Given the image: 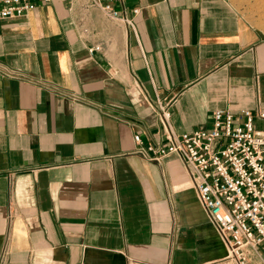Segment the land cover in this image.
Masks as SVG:
<instances>
[{"label": "crops", "instance_id": "obj_1", "mask_svg": "<svg viewBox=\"0 0 264 264\" xmlns=\"http://www.w3.org/2000/svg\"><path fill=\"white\" fill-rule=\"evenodd\" d=\"M115 4L131 22L90 0L0 19V264H237L183 159L134 136L167 140L162 105L177 132L264 108L263 32L230 0Z\"/></svg>", "mask_w": 264, "mask_h": 264}, {"label": "built area", "instance_id": "obj_2", "mask_svg": "<svg viewBox=\"0 0 264 264\" xmlns=\"http://www.w3.org/2000/svg\"><path fill=\"white\" fill-rule=\"evenodd\" d=\"M50 0H0V19L23 16L40 2ZM110 17H122L116 6L122 0H90ZM100 46L92 47L91 50ZM171 112L161 106L167 140L144 143L134 138V152L149 160L176 153L184 161L201 203L217 225L237 264H252L247 246L264 247V108L253 111L216 109L209 127L177 132Z\"/></svg>", "mask_w": 264, "mask_h": 264}, {"label": "rangeland", "instance_id": "obj_3", "mask_svg": "<svg viewBox=\"0 0 264 264\" xmlns=\"http://www.w3.org/2000/svg\"><path fill=\"white\" fill-rule=\"evenodd\" d=\"M264 35V0H230ZM257 126L264 127V120L257 121Z\"/></svg>", "mask_w": 264, "mask_h": 264}]
</instances>
